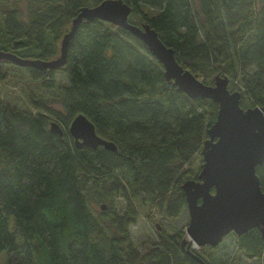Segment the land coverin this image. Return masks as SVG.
<instances>
[{
	"label": "trees",
	"instance_id": "trees-1",
	"mask_svg": "<svg viewBox=\"0 0 264 264\" xmlns=\"http://www.w3.org/2000/svg\"><path fill=\"white\" fill-rule=\"evenodd\" d=\"M26 1L25 14L9 5L2 10L0 51L48 60L80 9L102 0ZM122 1L183 68L210 85L216 75L227 77L241 92L243 108L264 106V0ZM3 63L12 62L0 60V83L7 77ZM16 66L54 87L55 70ZM59 69L68 80L59 88L62 110L35 100L37 110L19 109L0 94V251L6 264H210L192 248L188 254L181 235L143 251L129 226L138 218L135 201L167 216L186 206L181 184L192 173L186 166L200 153L218 104L178 91L143 41L99 19L78 25ZM79 113L117 150L77 148L68 127ZM51 121L62 136L50 130ZM255 172L264 193V162ZM118 198L121 213L106 207L98 214L92 206ZM234 236L246 255L263 256L257 228Z\"/></svg>",
	"mask_w": 264,
	"mask_h": 264
},
{
	"label": "water",
	"instance_id": "water-1",
	"mask_svg": "<svg viewBox=\"0 0 264 264\" xmlns=\"http://www.w3.org/2000/svg\"><path fill=\"white\" fill-rule=\"evenodd\" d=\"M130 13L131 7L122 0H102L94 6L82 7L63 34L54 58L30 59L0 51V60L56 70L65 65L69 40L82 21L99 19L129 30L162 64L166 81L178 91L218 104L216 119L207 129L208 137L200 151L202 163L197 178H188L181 184L189 214L186 233L190 242L214 247L225 235L233 232L240 236L252 228L259 230L264 242V193L255 172L256 166L264 162V106L241 107V92L228 88L227 77L216 75L213 84L204 83L178 63L173 49L161 41L148 23L131 22ZM50 130L59 136L64 133L56 121H51ZM68 132L77 148L103 146L117 150L111 140L96 133L93 123L82 113L72 119ZM181 246H186L188 254L192 253L184 238Z\"/></svg>",
	"mask_w": 264,
	"mask_h": 264
},
{
	"label": "rangeland",
	"instance_id": "rangeland-1",
	"mask_svg": "<svg viewBox=\"0 0 264 264\" xmlns=\"http://www.w3.org/2000/svg\"><path fill=\"white\" fill-rule=\"evenodd\" d=\"M6 5L17 7L24 14L27 9L26 0H0V16ZM143 11L149 15L155 12V10L149 7H143ZM129 20L137 25H141L145 21L138 15H129ZM68 27H66V30ZM59 44L60 42H58V46ZM3 68L7 75L6 79L0 83V94L4 102L19 109L37 110L35 104L31 102L35 100L62 110L58 96L59 88L68 83L67 77L62 70H55L54 87L48 88L43 85L42 81L30 78L26 71L21 69L22 67L16 66L13 63H3ZM199 79L202 80L201 77ZM230 82L228 87L230 90H233ZM245 105L246 107H251L249 104ZM201 163L202 157L200 153L196 154L190 164L186 166L192 172L186 175L187 179H195V176L200 170ZM134 203L138 211V218L136 222L129 226L130 235L134 245L143 251H146L148 247L159 242L161 239H167L169 235H181V239L184 238L190 243V247L193 250L208 258L210 264H262L264 262V254L260 259L251 258L242 250L238 249L233 232L225 235L221 242L214 247L208 245L198 246L193 241L190 242V238L186 233V227L189 221L186 206L182 207L177 216H167L147 204L140 206L136 201ZM102 205H104V208H102ZM92 206L98 214L101 210L106 209V207H112V209L119 213L124 210V203L121 198L115 200L112 205L104 202L100 204L93 203ZM41 257L42 255H39L37 252V263ZM6 261V251H0V264H6Z\"/></svg>",
	"mask_w": 264,
	"mask_h": 264
}]
</instances>
